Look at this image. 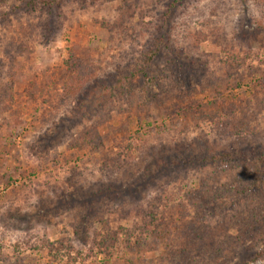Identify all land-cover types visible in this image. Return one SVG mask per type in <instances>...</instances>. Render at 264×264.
<instances>
[{"label": "rangeland", "instance_id": "374dc122", "mask_svg": "<svg viewBox=\"0 0 264 264\" xmlns=\"http://www.w3.org/2000/svg\"><path fill=\"white\" fill-rule=\"evenodd\" d=\"M211 1L190 0L186 12L175 19L171 37L178 48L195 54L197 50L184 48L189 43L185 37L187 32L202 28L201 19L193 20L191 15L205 9ZM222 1L228 7L224 16L231 41L226 50L211 40L200 44L198 52L203 53V60L207 63L204 78L211 83L197 86L189 96L195 102L192 111L197 116L188 114L176 119L175 123L170 117H158L150 124H140L134 117H128L122 101H116L109 122L99 125L105 146L94 154L89 150L75 151L66 144L52 146L45 154L33 148L37 136L49 130L53 119L58 120L71 107H77L75 98L78 94L74 95V100L70 98L61 102L65 93L63 82L67 80L61 77L65 60L73 49L92 64L93 74L87 86L91 90L89 95L96 97L94 108L102 103L108 107L107 98L99 100L101 88L90 85L102 78L112 79L134 67L141 51L150 47V34L157 31L156 19L161 10L157 1L61 0L48 12L38 10L26 14L21 21L14 18L0 28V58L4 67V80L0 81L4 87L6 83H15L10 89L12 98H6L11 107L0 113V264L11 263L20 257L29 259L32 264H172L167 258L161 262L157 258L165 257L170 246L174 248V241L178 242L184 231L183 224L190 219L183 209L187 201L186 190L199 186L201 177L212 176L224 181L228 174L225 167L230 166L212 165L205 160L194 167L189 165L185 176L175 179L172 168L159 175L153 161L170 149L195 146L198 141L206 149H230L228 139L215 136L213 124L199 113V103L212 100L213 95L222 92L233 101L232 93H236L239 99L246 103L249 101L250 109L254 111H257L258 101H264V85L258 82L264 76V27L259 28L256 20L262 17L259 19L264 22V14L259 13L253 0ZM16 3L9 0L8 7ZM50 31L51 36L48 35ZM13 41L27 45L29 52L17 54L11 45ZM161 65H164L163 61ZM12 69H16L14 75ZM228 71H231V76H228ZM241 75L245 77L243 80ZM223 80L227 81L226 88ZM239 82V86H233ZM31 89H36V93L30 94ZM158 110L155 107L153 111L157 113ZM259 116L264 121V108ZM96 119L93 116L88 123L96 122ZM258 143L264 146V136H260ZM109 154L126 157L134 170L139 165L137 171L130 168V173L120 172L118 184L131 187L135 182L133 191L142 195L138 204H143L147 210L161 211L159 216L163 215L168 224L170 233L165 243L159 236L155 249H136L135 236L130 239V244L127 243L126 232L140 222V217L136 216L135 210L125 217L120 202L111 198L98 201L96 205L103 213L101 217L109 219L110 226L119 231L120 243L111 250L112 253L100 252L90 244L81 246L76 239L73 240L75 217L87 205L77 202L73 206L65 204V192L74 190L69 188L67 179L75 176L77 190L73 196L79 203L84 192L96 188V181L101 178L98 160ZM240 163L246 164L242 160ZM145 165L152 166L151 172L145 174ZM133 172L135 177L132 178ZM152 178L154 180L149 181ZM157 183L164 184L161 186L163 191L158 192ZM150 200H154L152 205L147 203ZM128 206L132 208L130 203H125L124 207ZM93 224L92 232L93 228L102 227L100 220ZM258 230L261 231L260 228ZM229 231L231 235L239 234L234 227ZM222 233L218 235L222 237ZM241 237L244 241L241 239L239 243L238 240L222 256L202 260L201 264H264V258L247 259L252 240L250 236ZM61 238L65 242L61 252L57 257L49 255L47 242ZM180 256L176 263L187 264L189 258H183L181 253Z\"/></svg>", "mask_w": 264, "mask_h": 264}, {"label": "trees", "instance_id": "16d2710c", "mask_svg": "<svg viewBox=\"0 0 264 264\" xmlns=\"http://www.w3.org/2000/svg\"><path fill=\"white\" fill-rule=\"evenodd\" d=\"M14 1L19 5L16 3L8 7L9 0H0V8H2L0 28L14 18L21 21L26 14L38 10L48 12L55 3L61 0ZM149 1L152 3L154 0ZM156 1L161 10L156 19L157 31L155 34H150L152 36L150 47L147 49L145 47V50L141 51L134 67H129L112 79L102 78L90 85V87L97 85L101 88L99 100L107 98L108 107L105 108L102 103L94 108L96 97L89 95L91 90L87 89L94 68L87 59L80 57L72 49L62 70L61 77L67 80L63 82L65 93L61 102H66L70 98L74 100V95L78 94L75 98L77 107H71L70 111L58 120L53 119L49 130L46 129L37 136L33 145L34 149L45 154L52 146L66 144L68 148L75 151L89 150L93 154L100 151L105 146V140L99 125L109 122L116 101H122L125 104L124 110L129 113L128 117L130 119L134 117L140 124L144 122L150 124L151 120L158 117H170L175 123L176 119L188 114L193 117L197 116V113L192 111L195 102L189 96L197 86H208L211 83L210 80L205 81L207 63L203 60V53L198 51H200V44L207 40L213 41L225 50L228 49L231 40H229L228 25L224 16L227 15L228 7L222 0H212L205 9H200L191 15L193 20L201 19L202 28L187 32L185 37L189 43L184 48L197 50L195 54H189L173 42L171 32L175 19L182 16V13L189 8L190 0ZM253 1L259 13L263 15L264 0ZM259 18L262 17L256 19L259 28L264 27L263 20L260 21ZM48 35L51 36L52 32L50 31ZM11 45L18 52L17 54L29 52L28 46L24 43L13 41ZM6 46L4 50L7 49ZM162 61L164 65H161ZM2 62L0 58V80H4ZM15 72L16 69H12L13 75ZM228 72V76H231V71ZM244 78L241 75V79ZM258 82L264 85V76L260 77ZM239 84L241 83H233V86H239ZM223 85L226 88V80H223ZM14 86L13 81L6 83L5 87L0 81V113L11 107L6 98H12L10 89ZM29 93L35 94L36 89H31ZM232 96L235 100L230 101L221 92L213 95L212 100L199 103L201 117L213 124L215 136L228 139L230 149L223 151L213 148L206 149L201 141H196L198 146L192 144L181 146L179 150L170 149L169 152L153 161L160 172L159 175H163L166 169L172 168L175 179H179L180 175L185 176L189 165L194 167L198 165V162L205 160L212 165L230 166L225 167L228 174L224 181L212 176L201 177L199 186L186 190L187 201L183 209L190 219L183 224L184 231L180 240L174 241V248L171 249V246L167 248L165 257L161 255L157 258L159 262L167 258L170 263L179 264L176 262L179 261L181 253L183 258H189L187 264H201L202 260L216 255L220 256L226 249L229 250V247L235 246L238 240L239 243L241 239L244 241L242 235L250 236L252 240L247 259L264 258V146H259L258 143L260 136H264V121L259 116L263 112L264 101H258L257 111H254L250 109L249 101L246 103L239 99L236 93H232ZM155 107L159 109L157 113L153 111ZM93 116L97 117L95 121L98 123H88ZM78 127L80 128L77 129ZM119 128L117 130H120ZM241 160L246 164H241ZM98 161L101 178L97 179L96 188H89V191L84 192L82 201L79 203L73 196L77 190L75 176L67 179L69 188L73 187L74 190L65 192L66 197L62 195L65 198V204L73 206L77 202V204L87 205V208L75 217L73 240L76 239L81 246L90 244V247H97L100 252L112 253L111 250L120 243H118L119 231L110 226L109 219L101 217L103 213L96 205L98 201L111 198L117 203L120 202V209L125 217L131 214L132 210H135L136 216L140 217V222L135 224L131 230H127V243L130 244L133 236L136 238L135 248L139 250L145 248L151 250L158 247L159 236L160 240L165 243L170 229L164 216H159L161 211L158 213L157 209L147 210L143 204H138L142 200V195L133 191L136 187L135 182L131 187L118 184L120 172L130 173V168L134 170L129 160L122 155L115 157L109 154ZM138 167L134 171H137ZM237 167H240L239 171ZM150 168L152 169V166H144L145 174L151 172ZM158 172L155 173L156 176ZM131 176L135 177V172ZM153 178L149 181H153ZM157 185H159L158 192L164 190L161 187L164 184L157 183ZM153 202L154 200H150L147 203L152 205ZM125 203H130L132 208L129 206L125 208ZM133 205L136 206L135 209ZM51 209L54 208L51 207ZM254 219L256 220L253 221ZM97 220H100L102 227L93 228L95 232H92L93 222ZM231 227L238 229L239 234L231 235L229 231ZM259 228L261 231L258 230ZM120 229L123 230L122 227ZM220 232H223L222 237L218 235ZM46 246L48 254L57 257L65 246V242L61 238L48 241ZM254 248L259 250H254ZM8 264L32 263L29 259L20 257Z\"/></svg>", "mask_w": 264, "mask_h": 264}]
</instances>
